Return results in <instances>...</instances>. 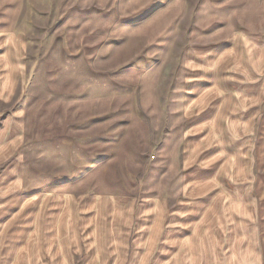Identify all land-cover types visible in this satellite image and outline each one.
<instances>
[{
    "label": "rangeland",
    "instance_id": "rangeland-1",
    "mask_svg": "<svg viewBox=\"0 0 264 264\" xmlns=\"http://www.w3.org/2000/svg\"><path fill=\"white\" fill-rule=\"evenodd\" d=\"M242 32L264 33V0H0V35L18 42L22 130L1 164L0 217L54 194L172 205L185 170L206 180L230 157L238 174L248 156L264 223V97L250 149L240 134L198 129L212 113L185 105L189 52L232 70Z\"/></svg>",
    "mask_w": 264,
    "mask_h": 264
},
{
    "label": "crops",
    "instance_id": "crops-1",
    "mask_svg": "<svg viewBox=\"0 0 264 264\" xmlns=\"http://www.w3.org/2000/svg\"><path fill=\"white\" fill-rule=\"evenodd\" d=\"M17 43L0 35V168L22 137ZM234 47L242 55L232 70L220 68V57L202 56L194 64L189 52L187 68L197 69L189 71L195 77L188 78L185 105L198 116L212 113L198 129L240 134L250 149L260 107L263 112L264 33H238ZM197 152L187 144L186 165ZM247 159L237 174L227 157L223 169L196 182L185 170L180 199L172 205L108 195L20 201L15 208L21 212L0 217V264H264V223Z\"/></svg>",
    "mask_w": 264,
    "mask_h": 264
}]
</instances>
